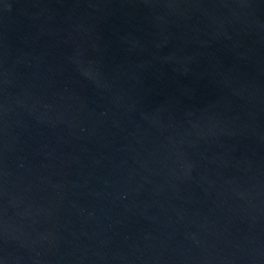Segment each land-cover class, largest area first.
Masks as SVG:
<instances>
[{
    "label": "water",
    "instance_id": "obj_1",
    "mask_svg": "<svg viewBox=\"0 0 264 264\" xmlns=\"http://www.w3.org/2000/svg\"><path fill=\"white\" fill-rule=\"evenodd\" d=\"M0 264H264V0H0Z\"/></svg>",
    "mask_w": 264,
    "mask_h": 264
}]
</instances>
